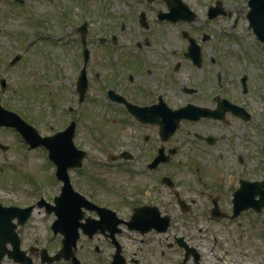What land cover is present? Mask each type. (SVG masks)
<instances>
[{
	"label": "rangeland",
	"instance_id": "1",
	"mask_svg": "<svg viewBox=\"0 0 264 264\" xmlns=\"http://www.w3.org/2000/svg\"><path fill=\"white\" fill-rule=\"evenodd\" d=\"M229 1L235 8L237 14H234V19L238 17L239 24L233 33L236 37L235 41L232 40L234 44L227 45L223 41L221 44L220 39L223 37L214 24L217 40L214 39L212 45L218 50V56L215 55L218 67L211 65L213 52L210 49L205 56L206 67H201L202 70L181 58L184 61L182 69L172 73L175 75L174 84L166 85L162 83L160 75L168 77L171 74L168 66L180 60V57L171 52V49L175 50V46L181 48L183 44L174 37L178 26H170L169 33L164 34V37L159 36L154 49L145 55L146 60L150 59L148 67H155L158 72L149 73L145 68L129 83L126 70L138 72L141 68L140 61L130 63V67H127L128 60L136 53H132V48L135 47L133 35L139 38V26L137 25L134 33L130 30L128 46L124 41L123 48L115 49V54L104 56L98 46L100 37H110L115 31L116 21L112 24L115 13L119 9L126 12L127 7H122L120 0H85V7H82L84 2L80 4L81 0H25L23 6L14 5L13 0H0V81L5 79L7 82L5 89H2L0 83V103L35 125L42 136L54 135L57 131H63L71 120L76 121L79 147L89 153L83 174L88 175L90 172L91 177L102 178L100 195L110 199H119L118 193H121L120 198L122 194H130L131 186L119 178L117 173L120 172L114 168L112 156L127 146L125 137L133 138L138 126L132 117L121 112L122 106L105 99L104 82L113 80V77L120 79L122 84L128 82L129 86L123 89L130 97L134 95V88L140 84H149L155 90L157 86L168 87L170 101L173 100V104L179 103L178 106L194 103L216 107L217 102H212V99L218 94L243 106L252 114L250 122L229 114L225 121L202 120L181 125L182 129L177 131L175 138L182 143V153L173 161V168L176 169V179L182 178L180 184L186 198L188 195L196 197L194 190L201 185L196 181L195 173L188 168L189 158H193L195 164L207 168V172L215 169L218 177L220 173L231 174L223 179L227 180L226 185L212 187L213 196L204 195L202 200L197 198L199 203L192 205V210L186 213L188 215L185 218H182V214L175 213L177 206L174 204H171L169 213L174 215L175 224L182 225V230L187 233L191 231V234L193 232L199 237L195 243L214 246V254L218 256L216 261L220 264H264V234L261 232L264 213L260 217L249 214L250 218H256L258 227L250 224L249 218L244 216L214 218L210 214V205L214 207L212 200L216 198L214 192L223 195L218 197L219 207L229 210L232 200L229 196L240 188L241 181H254L256 176L264 173L261 167V164L264 165V51L262 43L249 29L246 0ZM88 16L92 21L87 34L90 43L87 72L91 88L86 99L80 102L76 83L78 72L83 66V48L78 28ZM231 24L229 19L218 22L222 29H228ZM119 37L125 39V34L121 33ZM17 54L21 58L11 65ZM261 61L263 65L260 64ZM98 71L101 73L99 81L95 79ZM3 128L6 127L0 126V142L8 145V149H0V198L3 202L24 206L41 196L45 200L54 197L59 192V187L55 186L57 179L53 163L47 160V150L41 147L30 149L26 142L20 141L17 131ZM116 130H120L119 133L123 136L119 146H116L114 139ZM196 134L199 137L208 134L218 137L211 147L196 138ZM203 147L208 151H204ZM128 149L137 150L129 146ZM219 150H226L225 156L218 157ZM240 154L246 156L239 158L242 166L237 163ZM220 168H223L222 171H219ZM246 173L256 176L243 175ZM205 178L207 184L213 181L209 175H205ZM214 182L219 180L215 179ZM84 185L86 191H96L88 183ZM123 188H127L128 193ZM34 217L36 224L40 225L39 229H43V222L49 223L50 217H43L40 212ZM31 226L35 227L34 223ZM200 229L202 230L199 231ZM32 234L28 236L32 237ZM251 248L253 254L243 260L239 259L243 249Z\"/></svg>",
	"mask_w": 264,
	"mask_h": 264
},
{
	"label": "flooded vegetation",
	"instance_id": "2",
	"mask_svg": "<svg viewBox=\"0 0 264 264\" xmlns=\"http://www.w3.org/2000/svg\"><path fill=\"white\" fill-rule=\"evenodd\" d=\"M181 1L180 5H182V9H180L181 11H177L174 10L173 7L177 6L179 0H120L122 7H127L126 12L120 11L119 9L118 12L115 13L114 19L112 18V24L116 21L115 31L111 33L110 37H100L98 46L101 47L100 52L102 51L104 56L111 53L115 54V49L118 47L123 48L122 43L124 41L128 46L129 41L127 37L130 34V30L134 33L137 25L139 26L137 28L140 34L139 38L133 35V44L135 47L132 48V45H130L133 49L132 53H136L128 60L127 67H130V63L140 61L141 68L138 72L132 69H130L131 71L126 70L129 83L133 82V79L145 68L148 69L149 73L158 72L154 69L155 67H148V61L150 59L148 58L146 60L145 55L154 49L155 42L159 36L164 37L166 36L164 34L169 33L171 29L170 26H178L175 28L177 34L174 37L180 39L183 44L181 47L182 49L180 46H175V50L171 49L174 56L180 57L177 63L168 66L171 74L168 77L160 75L162 83L166 85L174 84L175 75L173 76L172 73L173 71L177 72L182 69L184 61H181V58L188 60L195 68L202 70V68L206 67L205 56L210 49L213 52V61L211 65L217 66L215 64V55L216 57L218 56V50L216 51L212 45L214 39L217 40V38H215L216 33L213 30L214 24H216L223 37L220 39V42L223 41L225 45L234 44L232 41L234 40L233 35L228 37L227 32L234 33V30L237 29L239 24V18L236 17L234 19V14L237 13L234 11L235 8L229 0ZM171 16H174V18L183 17V19L174 21L171 19ZM228 19L232 21V24L228 29H222L218 25V22ZM127 25H131L132 27L127 28ZM121 33L125 34V39L119 37ZM223 42H221V44ZM85 43L86 45L83 44L81 38L83 52L84 48H89L90 50L88 37ZM109 49H111V51H109ZM125 51L126 49L122 52ZM219 54L220 57L221 50H219ZM89 59L90 54L88 60H85L83 53L82 67H85L86 70ZM223 62L225 63L224 60ZM207 69L210 70V67ZM96 77L101 78V73L99 71ZM128 82L122 84L123 82H120V79L116 80L115 77H113V80L104 82L103 96H106L105 99L108 101L122 106L123 111L121 112L130 118L132 117L137 122L138 127L133 138L127 139V137H125L127 146L112 156L113 161H115L113 163L114 168L118 169L120 172L117 173L119 178L123 179L125 183L128 182L131 186L130 194H122V198H120L121 193H118L117 196L119 199L102 198V196H105L100 195V192H102L101 185L103 184L102 178L91 177L89 175L90 172H86L88 175L83 174V169L71 170L69 179L71 187L75 192H78L98 206L113 209L116 216L109 213H104L103 216H101L94 206L88 205L87 208L82 206L76 211V213L82 217L80 219L74 218L71 225L61 227L72 233V236L75 238V241H71L72 243L74 242L72 252L59 255L63 247L64 235L60 232L56 233L53 228L52 223L57 218V208L51 209V211L48 212L47 204L44 200L45 203H43V208L39 210L34 209L33 213L29 215L24 223H21L22 221L20 222L19 218L12 219V224L16 225L14 230L19 236L18 242L20 244V250H14L13 244L15 242L6 239L0 264H220L216 261L218 256L214 254L215 247H208L200 242L195 243L197 239L199 240V237L193 232L191 234V231L187 233L185 230H182V225L175 224L174 215L169 213L171 204H174V206H177V209H174L177 210L175 213H180L182 214V218H185V216L188 215L186 213L192 210V205H197L199 203L197 198L202 200L204 195L208 197L213 196L211 193L212 187L216 188L219 185H226L227 180L224 181L223 179H227L231 174L225 175L224 173H220L218 177L215 169L214 171L216 173L214 171L207 172V168L201 167L197 165V163L195 164L193 158H189L188 168L190 172L193 171L195 173L196 181L201 185L197 190H194L196 197L188 195L187 198L180 184L182 178L176 179L177 173L176 169L173 168L175 167L173 161L182 153V143L175 138L177 132L170 137L171 120H175L179 117L177 112L182 107L187 105H201L188 103L184 106H178L179 103L173 104V100L170 101L171 94L168 87L164 88L157 86L155 90V88L150 87L149 84H140L134 88V95L130 97L127 95L126 90L123 89L129 86ZM111 89L115 91L116 97L114 99L109 96V92L112 91ZM106 90L108 91L106 92ZM187 92H190V90H187ZM212 100L214 103L217 102L216 107H202L210 109L215 114L201 117L196 120L183 119L179 129H182L181 125H185L186 123H198L202 120L203 122L208 120L225 121L229 114L250 122L249 120H251L252 114L243 106L239 105L243 107L244 111L235 113L230 107V104L225 107L223 104H220L225 100L230 101L228 98L218 94ZM129 105L142 108L133 107L134 110L131 111ZM119 131L120 130H116V133H114L116 146L121 144L123 138L122 133H119ZM259 132L261 133V131ZM195 136L211 147L215 145L218 137L209 134L200 135V137L196 134ZM253 139L254 138H252V140ZM192 142L193 140L190 141V143ZM128 146L137 148V150L128 149ZM0 149L3 150L1 145ZM172 150L176 152H174L175 156L170 160H166V156H168ZM203 150L208 151L206 147H203ZM231 150L234 153V146L231 147ZM259 150L258 146L257 151ZM226 152V150H219L217 156L223 157ZM240 157L243 158L246 156L240 154L237 158L238 164ZM259 163L260 162H258V164ZM261 167L264 172V165L261 164ZM222 169L223 168H220L219 171H222ZM55 170L56 166L53 165L54 174ZM75 175L78 176L75 177ZM205 175L211 176L213 181L207 184ZM243 175L248 177L256 176H251V173ZM263 178L264 173L260 176H256L255 180ZM215 179H218L219 182H214ZM203 182L205 183L203 184ZM84 183H88L92 186L91 189L94 188L96 191H86ZM57 185L59 187V192L55 193L54 197L50 199V207L57 205L56 197L61 193L62 184L58 180L55 183V186ZM122 190L127 191V188H123ZM126 193H128V191ZM214 193L216 198L212 200L214 207L210 205V213L214 211L215 203H218V197L220 198L223 196L216 192ZM68 194L75 195L73 192H69ZM167 195H169V198H167ZM229 197L232 198L231 208L229 207V210H223L224 208L220 206L216 211H224L230 215L233 210L234 194ZM38 201L39 200H36L32 204ZM0 203L4 206L11 205L1 200ZM18 206L25 207L28 205ZM144 207L153 210L157 209L161 217H171L170 224L166 227H164V225H158L148 230L143 229L145 227H137V225L134 226L125 223L131 220L133 214L138 209ZM74 209L72 208V204H70V211L72 212ZM38 212L43 213L41 214L43 217H50L49 223L45 224L42 221L43 229H39L38 227L40 225L36 224L34 216H36ZM249 213L260 217L264 211L262 213H256L253 210H249L241 213L236 218H240L242 215H246L245 217L248 218L247 214ZM118 218L120 219L119 222H117ZM32 223H34L35 227L31 226ZM249 223L255 227H258L259 224L256 221L253 223L249 221ZM201 230L202 229L199 231ZM261 232L264 233V228L262 229V227ZM30 233H33L32 237L28 236ZM216 243L217 242H215V244ZM233 250L234 249H230V251ZM253 253L254 251L252 248L243 249L239 259L243 260Z\"/></svg>",
	"mask_w": 264,
	"mask_h": 264
},
{
	"label": "water",
	"instance_id": "3",
	"mask_svg": "<svg viewBox=\"0 0 264 264\" xmlns=\"http://www.w3.org/2000/svg\"><path fill=\"white\" fill-rule=\"evenodd\" d=\"M249 6L251 7V11L248 14V17L251 23V27L254 29L259 39L264 42V0H249ZM3 85L5 86V81L3 82ZM87 87L88 84L86 75L83 74L78 82V91L82 95V97L85 95ZM188 108L189 107L185 109ZM181 117L191 118L192 116L190 114L182 113ZM0 123L16 128L31 145H44L47 149H49L51 159H53L58 165L57 176L60 180L64 181L62 198L60 197L61 201H64V199L67 197L66 195L68 189L71 190L68 169L70 167L81 166L82 159L86 156L85 153L78 151L74 146V127H71L70 129L64 132L58 133L55 136L42 137L39 134V131L34 126L24 121L16 113L4 109L1 104ZM172 131L173 129H171V133ZM259 185L264 187V183ZM255 188V185H250L236 193L235 201L237 203L238 209H244L248 206V203H251L247 202V197H244V195L247 191H249L250 194H253ZM83 201V204L88 206L89 203H87L84 199ZM262 205H264V200H262ZM30 209H32V207ZM146 210V208L138 209L137 213L134 216V219L143 218L148 220L149 223H154L156 215L145 214ZM64 217L66 218V220L70 219V217L67 216L65 213L64 215L60 213V218L62 221ZM66 241H69V239H67Z\"/></svg>",
	"mask_w": 264,
	"mask_h": 264
}]
</instances>
